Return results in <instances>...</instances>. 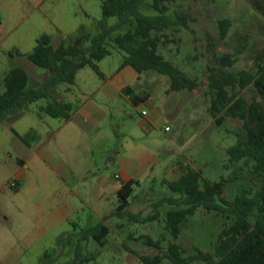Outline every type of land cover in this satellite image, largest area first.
<instances>
[{
	"label": "rangeland",
	"instance_id": "rangeland-1",
	"mask_svg": "<svg viewBox=\"0 0 264 264\" xmlns=\"http://www.w3.org/2000/svg\"><path fill=\"white\" fill-rule=\"evenodd\" d=\"M101 3L60 0L51 13L46 7L34 9L29 0H0V93L6 89L5 75L15 66L27 71L28 87H39L47 79L48 70L27 57L42 34H50L56 46L80 36L89 45L94 35L116 24L118 17L102 15ZM140 11L157 14L153 0H146ZM175 11L190 14L189 27L168 30L181 41L160 45L159 50L197 80L195 89L169 92L168 75L145 71L130 83L142 96L135 103L125 91L107 97L98 90L104 78L86 66L73 86L61 83L50 98L26 105L0 124V264H66L74 257L79 232L101 221L110 227L106 243L101 247L94 239L83 242L85 252L94 254L85 264H143L140 254L158 251L139 239L145 235L160 240L161 252H166L175 240L166 228V213L176 205L165 204L160 218L143 223L112 215L119 205L112 182L123 181L115 178L123 165L135 181L128 209L142 216L153 214V203L172 194L163 180L178 178L188 167L210 180L226 178L224 196L234 198L249 168L243 162L230 164L227 148L237 141L243 122L226 116L217 124L209 111L212 54L207 36L217 42V54H238L231 69L253 71L251 54L264 49V0H177L170 3L169 13ZM46 15L55 23L46 21ZM224 18L231 26L221 38L218 23ZM130 28L134 26L125 25L107 38L111 54L99 66L108 76L119 69L124 55L115 38ZM140 43L139 38L133 41L134 46ZM242 95L249 101L258 97L252 86ZM55 100L79 106L89 101L95 115L68 122L40 112L42 105ZM144 110L160 115L150 120ZM228 222L200 207L175 241L186 256L196 248L213 252L216 236ZM163 264L172 263L165 258Z\"/></svg>",
	"mask_w": 264,
	"mask_h": 264
},
{
	"label": "trees",
	"instance_id": "trees-1",
	"mask_svg": "<svg viewBox=\"0 0 264 264\" xmlns=\"http://www.w3.org/2000/svg\"><path fill=\"white\" fill-rule=\"evenodd\" d=\"M145 1L102 0V15L116 16L118 22L94 35L89 45H84V36H80L69 44L56 46L50 34H42L27 57L37 66L47 69L49 76L39 87H28L27 71L21 66L10 68L4 78L6 89L0 93V124L10 115L23 110L26 105L50 98L61 83L73 86L78 72L86 66L105 78L99 62L111 54L107 38L128 24L134 28L119 33L115 38L124 52L120 68L129 65L138 73L152 70L168 75L169 92L195 89L198 86L197 80L168 60L159 50L160 45L168 46L181 41L180 37L167 31L172 29L179 32L188 28L190 14L179 11L173 15L169 13L170 3L177 0H153L157 14L146 15L140 11ZM218 26L220 37L225 38L231 21L221 19ZM207 37L212 54L211 65L208 66V94L211 97L209 111L217 124H221L226 116L243 122L242 132L238 134L237 141L227 148V153L230 164L243 162V167L249 168V176L234 198L229 200L224 196L226 178L210 180L204 177L201 170L188 167L178 178L163 180L172 194L154 202L155 211L147 216L128 209L135 181L129 179L123 182L117 192L119 205L112 215L143 223L160 218V209L165 204L176 205V209L166 213V228L175 240L179 238L182 225L200 207L229 219L216 236L213 252L196 248L195 253L186 256L182 245L175 240L168 243L166 252H161L160 240L150 235L141 236L139 239L145 244L158 250L153 255L140 254L139 259L143 264H163L165 258L172 264H193L195 261L207 264H264V49L251 54L255 62L253 71H235L231 67L238 54H217V42L210 35ZM136 38L141 39L139 46L133 45ZM249 86L258 94L251 101L242 95V91ZM124 91L131 94L127 89ZM131 99L137 103L139 96L131 95ZM76 109L77 104L74 102L55 100L42 105L40 112L70 121ZM109 232L110 227L105 221L82 229L75 243L74 257L66 264L89 262L94 254L85 252L83 242L94 239L103 247ZM68 242L72 244L73 238H68Z\"/></svg>",
	"mask_w": 264,
	"mask_h": 264
},
{
	"label": "crops",
	"instance_id": "crops-1",
	"mask_svg": "<svg viewBox=\"0 0 264 264\" xmlns=\"http://www.w3.org/2000/svg\"><path fill=\"white\" fill-rule=\"evenodd\" d=\"M29 2L30 4H32L33 8L36 10H40L42 7H46L48 11H50L51 13H54L59 8L60 0H29ZM45 19L46 21H49L53 24L55 23V20L48 15L45 16ZM104 75H105L104 84L98 90L103 91L107 97L116 95L120 92L125 93L124 90L127 89L131 92V94L126 93L129 98H131V95H134V96H139V101L141 100L142 96L137 95L133 91L132 87L130 86V83L132 82V80H135L136 78L140 77V73H138L133 67L129 65L123 68L119 67V69L115 72V74L108 76L107 74L104 73ZM143 96L144 98H147V94ZM83 115H90V116L95 115L94 106L91 102L86 101L84 103H81L80 106L77 104V109L73 115L72 120L70 121H75V120L78 121L81 119ZM146 115L152 116V118H150V120H152L157 115L159 116L160 112L158 110H156V113L148 111ZM150 120H147V121L149 122ZM166 121L167 120H165V122ZM164 124L165 123H163V126ZM116 175H119L118 178L123 180L118 185H116L115 182H112V193L117 194L123 182H126L127 180L134 179V178L132 177V175L128 173L126 165H123L121 167L120 173L115 174V178H116ZM63 204L67 205L68 202L63 201Z\"/></svg>",
	"mask_w": 264,
	"mask_h": 264
},
{
	"label": "built area",
	"instance_id": "built-area-1",
	"mask_svg": "<svg viewBox=\"0 0 264 264\" xmlns=\"http://www.w3.org/2000/svg\"><path fill=\"white\" fill-rule=\"evenodd\" d=\"M147 113H148L147 110H144V111L142 112L143 115H146ZM165 123H166V124L164 125V129H165L166 131L170 130V125L167 124L168 122L166 121ZM116 177H119V175H116Z\"/></svg>",
	"mask_w": 264,
	"mask_h": 264
}]
</instances>
